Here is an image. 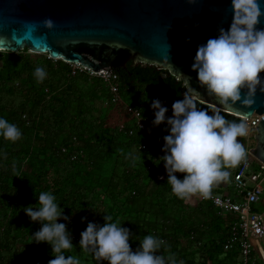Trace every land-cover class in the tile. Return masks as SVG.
Listing matches in <instances>:
<instances>
[{
  "label": "trees",
  "instance_id": "obj_1",
  "mask_svg": "<svg viewBox=\"0 0 264 264\" xmlns=\"http://www.w3.org/2000/svg\"><path fill=\"white\" fill-rule=\"evenodd\" d=\"M38 66L44 67L48 73L43 82H38L34 74ZM116 72L120 77L121 95L124 103L140 110L151 119V126L148 131L143 132L134 129V134L130 136L131 124H128L123 131L120 129L108 130L104 126V121L106 123L109 113L107 110L98 124L94 121L98 120L99 117L89 121L87 116H84L85 111L78 96L82 83H90L102 88L104 97L108 101L107 104H111L110 88L101 79L91 77L88 74L72 76L69 64L63 61H54L48 56L44 63L34 65L25 60L21 53L6 54L4 67L0 70V89L4 84H11L20 80L23 81L20 84L22 85L21 88L28 95H33L39 83L40 86H43L34 95L33 101L38 103L37 108H43L40 113L38 112L39 114H36V119L31 120L34 114L29 113L28 115V112L24 111L25 106H27L25 104L23 111L14 115L19 118L17 117L13 123L20 127L23 125L26 128L34 129L36 146L49 158L47 157L48 162L42 166H40L41 163H35L31 160L25 165L23 163L25 162L24 157L32 158L33 153L30 150L17 149V141L12 142L0 136V152L6 153V156H0L1 264H7L5 253L10 250L11 241L13 243L12 234L16 224L22 225L23 228L27 227L30 235L39 230L38 227H41L32 220L28 222L25 217L24 220H18L21 213L20 207L27 205L29 201L35 203L41 191L53 193L56 196V202L64 209L65 215L70 217L68 221L62 218L58 221L66 223L72 238L76 237V240L73 239L74 248L68 249L69 255L71 253L77 257L81 255V259L86 264H100V261L95 259L91 251L80 248V234L86 227L77 221L73 214L76 213L80 216V210H82L80 208L82 205L83 207L87 206L90 198L93 199L92 203L95 202L97 205L95 209L91 210L96 223L102 225L107 213L112 216L113 221L121 220L122 226L131 230L133 238H130L129 243L133 251L138 248L139 240L144 235L153 234L166 240L167 243L159 251L166 257L174 256L175 264H179L180 259L183 260V264H198L196 260L191 259L187 249L179 240L188 236H194L195 240H201L203 237H207L208 232L210 235L208 239L211 241L206 242L204 250L200 251L201 255L205 256L212 264H237L235 257L232 255L224 256L223 251L224 244L231 234L233 216L218 215L215 207L210 203L200 202L197 207H193L181 198L174 196L171 185L158 178L162 172L160 165L151 161L153 170H148L150 163L148 158L154 151L147 152L140 149V145L147 138L156 135L155 144L164 155L162 148L165 135L162 136L157 130V126L152 123L154 110L151 108V102L153 99L159 98L169 109L166 115L171 116L173 114V102L177 99H183L186 95H191L185 81H178L179 77L174 76L168 69L161 70L155 65L145 63L135 64V62H131L128 70ZM34 82H37L38 85H34ZM45 86L48 87L45 88ZM28 87H30L29 91ZM33 87L35 88L33 89ZM16 90L12 87L8 91L14 95ZM22 98L19 99L22 100ZM194 100L199 108L208 111L210 114L219 111L229 121H243L240 117ZM106 109H108L107 105ZM22 113H27L24 115L29 117L30 124L23 120L22 116L24 115H21ZM74 138L80 143L79 149L83 151L84 157L80 158L78 162L72 163L68 156L62 154L61 149L65 146L73 151L71 142ZM238 139L245 144L240 137ZM102 140H109V143L101 147ZM8 142H10V146ZM121 149L124 150V153L133 152L137 157L135 163L126 159L125 154L120 151ZM22 165L24 167H21ZM65 165L67 170L64 174L68 176L59 172L61 171L59 167ZM20 167L24 169L20 170ZM82 175H85V180H83L85 184L80 182ZM23 176L26 179H23ZM179 176L183 179L184 174L179 173ZM151 182L157 183L159 192H149ZM84 189L87 190V194L83 193ZM169 192H171V198L168 200ZM107 202L111 203V207L107 206ZM190 209L194 212L200 211L203 217L209 219V224L204 225L209 231L202 232V227H199L200 223L185 227L187 225L183 222L188 220L189 213L187 211ZM170 210H172V214L169 212ZM259 211L263 212L261 206ZM161 213H167V215L162 217ZM179 213L184 216L179 215ZM182 217L183 221L180 222ZM4 222L8 226L6 227L7 230H4ZM191 242L193 243L190 240ZM102 264H108V262L103 261Z\"/></svg>",
  "mask_w": 264,
  "mask_h": 264
},
{
  "label": "clouds",
  "instance_id": "obj_2",
  "mask_svg": "<svg viewBox=\"0 0 264 264\" xmlns=\"http://www.w3.org/2000/svg\"><path fill=\"white\" fill-rule=\"evenodd\" d=\"M234 10L233 22L228 28L220 27L218 35L210 37L198 46L192 69L197 80L208 91L224 100H239L241 89L257 87L264 91V27H259L264 16L259 0H231ZM51 24V21L47 22ZM38 82H43L48 73L42 66L35 69ZM251 103V99L246 100ZM153 125L166 122L168 134L163 137V161L167 172V183L181 199L193 194L208 197L212 187L226 180L229 169L246 161L247 149L239 137L248 134L245 121H229L219 111L209 113L197 106L191 95L177 99L172 104V115H166L168 107L159 99H153ZM21 129L0 116V136L15 142L22 137ZM124 153V150H120ZM125 158L135 163L137 157L129 151ZM6 156V153H0ZM177 173H183V179ZM38 206L24 207L23 211L34 222H40L39 230L32 233L35 243L47 242L54 255L48 264H81L75 255H67L64 250L74 248L71 232L65 221L70 217L56 202V196L41 191L37 197ZM82 219H87L86 217ZM104 223L93 221L80 234V248L91 251L96 260L108 264H175L174 256H165L160 249L166 242L153 234H146L139 240L133 251L129 243L131 230L122 223L113 221L111 215L104 216Z\"/></svg>",
  "mask_w": 264,
  "mask_h": 264
},
{
  "label": "water",
  "instance_id": "obj_3",
  "mask_svg": "<svg viewBox=\"0 0 264 264\" xmlns=\"http://www.w3.org/2000/svg\"><path fill=\"white\" fill-rule=\"evenodd\" d=\"M233 19L231 0H0V52L28 49L96 73L117 74L137 61L168 69L202 104L240 118L262 116L251 153L264 164V91L257 87L250 96L245 86L239 100H224L192 69L198 46Z\"/></svg>",
  "mask_w": 264,
  "mask_h": 264
},
{
  "label": "built area",
  "instance_id": "obj_4",
  "mask_svg": "<svg viewBox=\"0 0 264 264\" xmlns=\"http://www.w3.org/2000/svg\"><path fill=\"white\" fill-rule=\"evenodd\" d=\"M67 64L71 67L72 76L88 74L91 77L101 79L110 88L112 94L111 104L121 109L124 120L125 116L128 119L120 125V131L125 130L128 124L132 125L129 132L130 136L134 134V129L143 132L150 129L151 119L146 117L140 110L132 108L123 102L120 77L117 74L108 73L107 71L96 73L79 63ZM241 118L248 122L249 129L246 136L240 137L244 140V145L247 149L246 161L235 168L229 169V177L220 182L221 187L213 186L210 196L205 198L197 193L182 200L185 203H210L215 207L218 215L223 217L233 216L231 234L224 244V256L232 255L235 257L237 264H264V213L259 211L264 198V164L256 162L254 154L251 153V150H254L256 145L254 138L257 134L256 126H258L259 119L262 116L255 115L251 118ZM23 120L30 124V119L27 115L23 116ZM156 140L157 136L151 135L140 145V149L147 152L154 151L148 158L150 160L148 170H153L151 161L154 164H159L162 172L158 178L161 181H167V172L164 163L163 161L159 163V160H157L163 156V153L157 144H155ZM71 145L73 151L69 147L64 146L61 149L62 154L68 156L70 162H78L80 158L84 157L83 151L79 149L81 145L76 138L73 139ZM177 176L180 178L179 173H177ZM227 189H232V193H221L222 190ZM172 193L177 197L173 191ZM73 239L76 240V237L74 236ZM163 240L166 242L165 239ZM192 240L195 241L194 236ZM196 246L198 249H201L199 245ZM198 264L212 263L200 254Z\"/></svg>",
  "mask_w": 264,
  "mask_h": 264
},
{
  "label": "rangeland",
  "instance_id": "obj_5",
  "mask_svg": "<svg viewBox=\"0 0 264 264\" xmlns=\"http://www.w3.org/2000/svg\"><path fill=\"white\" fill-rule=\"evenodd\" d=\"M6 54H8V52H0V70H2L4 67ZM21 54L25 60L32 62L34 65H40V64L44 63L45 60L47 59V55H38V54L31 52L28 49H26L25 51H22ZM140 62L141 61H137V64H139ZM22 82L20 80H18L14 83H11V84H4L0 89V116L5 117L11 123L15 122V120L17 119L18 116H14V115L17 113L18 114L21 113L23 111V106L25 104H27V106H25L24 111L28 112V115H29V113L34 114L33 115L34 119H32L33 118L32 117L31 120H35L37 117L36 114L38 112L40 113L41 110H43L42 107L37 108L38 103H34V101H33L35 98L34 95H36V91L38 93V91L43 86H40V83L38 85L37 82H34L33 83L34 85H38L37 90L33 93V95H28L21 88L22 85H20V84ZM12 87L17 89L15 91L14 95L10 94L8 91L9 88H12ZM47 87L48 86H45V88H47ZM34 88L35 87H33V89ZM45 88H43V89H45ZM29 90H30V87H28V91ZM78 96L80 98V103L83 105V109L85 111L84 116H87L89 121H93L94 119L99 117L98 120L94 121V123L98 124L100 119L101 120L103 119L104 112H106V110H107V111H109V113L107 114V120H106L107 124L104 121V126H106V128L108 130L116 131L117 129H119L120 125L123 122H126V120H128L126 116H125V120L123 119L122 111H121V109H119V107H116L113 104L112 105L107 104L108 101L104 97V91L99 86H94V84H90V83H82L80 85V91H79ZM20 97H23L22 100L19 99ZM126 97H129V96H126ZM192 97H195V96H192ZM106 105H107L108 109H106ZM24 114H27V113H24ZM24 114L22 113L21 115H24ZM85 114H87V115H85ZM22 118H23V116H22ZM18 123H19V121H18ZM18 127L21 129L23 135L19 140H17V149L30 150L33 153V155H31L32 158L27 157V156L24 157L25 162H23V163L26 165V163L31 160L32 162L35 161V163H37V162L41 163L40 166L45 165V163L48 162L49 157L45 156L46 153H42L40 151V148H38L36 146L35 133L33 131L34 129L26 128L23 125H22V127H20V126H18ZM65 128L67 129V126H65ZM65 128H63V129H65ZM103 128L106 130L105 127H103ZM157 130L159 131V133L162 136L168 134V131L166 128V122L161 123L159 126H157ZM68 133H69V129H68ZM109 140L108 141L102 140L101 141V147L106 146L109 143ZM8 144L10 146V142H8ZM0 153H2V152H0ZM21 167H24V165H22ZM23 169L21 168L20 170H23ZM59 169L61 170V171H59L61 174H63L64 176H68V175L64 174L67 170L66 165L60 166ZM72 170L75 171V169H72ZM84 176L85 175H82V177H81V179H82L80 181L81 184H85V182L83 181V180H85ZM23 179H26V177L23 176ZM227 190H232V189H227ZM226 192H227L226 190L221 191L222 194H226ZM83 193L87 194V190L84 189ZM92 201H93V199L90 198V201L87 204V206L83 207V205H82V207L80 208V209H82V210H80V213H81L80 216H78L76 213L73 214L74 216H76L77 221H80L81 224H84V227H87V223L89 221L95 222V218H94L93 214L91 213V210L95 209L97 207V205L95 202L92 203ZM37 202H38V200L35 203H33L32 201H29L27 203V205H23L22 208L20 207L21 213L18 217V220H20V219L24 220V217H25V219L28 222H30L31 221L30 217L23 211V209H24V207L29 206V205L36 207V206H38V205H36ZM85 204H86V202H85ZM107 206L111 207V203L107 202ZM100 208L102 209V207H100ZM263 212H264V209H263ZM64 214H66V213L64 212ZM84 217H86L87 219H82ZM118 222L122 223L121 220H119ZM24 224H26V223H24ZM37 224L39 226H41V223L38 221H37ZM34 225H36V224H34ZM21 226L22 225L16 224V226H14V228H13L12 236H13L14 240H13V243L11 241L10 250L5 253V256L7 257L5 262L7 264L8 263H14V262H18L17 264H48V261L50 259H53V256H54L53 252H52L51 245L48 244L47 242H41V243L32 242L33 238L29 234V229L27 227L23 228ZM3 227H5L4 230H7L6 227H8V226L5 222H4ZM38 228L40 229V227H38ZM69 250H71V249H69ZM69 250L68 249L64 250L65 252L68 251L66 253L67 255H69ZM70 255H75V254L71 253ZM78 258L81 259V255L78 256Z\"/></svg>",
  "mask_w": 264,
  "mask_h": 264
},
{
  "label": "crops",
  "instance_id": "obj_6",
  "mask_svg": "<svg viewBox=\"0 0 264 264\" xmlns=\"http://www.w3.org/2000/svg\"><path fill=\"white\" fill-rule=\"evenodd\" d=\"M143 182H145V181H143ZM157 186L158 185H157L156 182H153V183L151 182V187L149 188V192H151V193L159 192ZM152 189L154 191H151ZM226 191H227L226 192L227 194L232 193L231 190H226ZM167 198H168V200L171 198V192L168 193ZM188 204L191 205V206H193V207H197L199 205L198 203H188ZM261 207H262V205H261ZM169 212L172 214V210H170ZM187 212L189 213L188 214V220L186 222L185 221L183 222L185 225H187V226H185L186 228L189 227V226L194 225V223H200L199 224L200 225L199 227H202V229H201L202 232L209 231V229H206L207 227L204 226V225H208L209 224V219L207 217H203V215H201V212L200 211L194 212L192 209H190ZM163 215H167V213H164V214L161 213V216L162 217H164ZM179 215H182V214L179 213ZM182 216H184V215H182ZM189 216H190V219H189ZM179 221L180 222L183 221V217ZM207 234H208V235H206L207 237H203L201 240H198L197 239V240L194 241V240H192V237H189V236L187 238H185V239L179 240L180 243L185 246V249H187V253L191 257V259L192 260H196V262H198V258H199L200 254H201L200 251L204 250V248L206 246V242L211 241L210 239H208L209 236H210L208 232H207ZM181 235H182V233H181ZM190 240L193 241V243L192 242L190 243ZM196 245H199L201 249H198ZM188 254H186V255L188 256ZM80 260H81V264H86L85 262H83L84 261L83 259H80ZM179 264H183V260L182 259H180V263Z\"/></svg>",
  "mask_w": 264,
  "mask_h": 264
},
{
  "label": "flooded vegetation",
  "instance_id": "obj_7",
  "mask_svg": "<svg viewBox=\"0 0 264 264\" xmlns=\"http://www.w3.org/2000/svg\"><path fill=\"white\" fill-rule=\"evenodd\" d=\"M135 64H137V62H135ZM262 208L264 209V198H263V201H262Z\"/></svg>",
  "mask_w": 264,
  "mask_h": 264
}]
</instances>
